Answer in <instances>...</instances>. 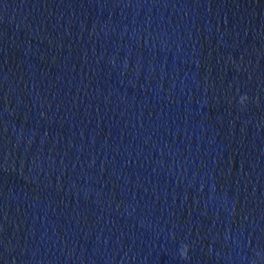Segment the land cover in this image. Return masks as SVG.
<instances>
[{
    "label": "clouds",
    "instance_id": "9594fccd",
    "mask_svg": "<svg viewBox=\"0 0 264 264\" xmlns=\"http://www.w3.org/2000/svg\"><path fill=\"white\" fill-rule=\"evenodd\" d=\"M248 99V97L245 95V96H242L240 98V103L241 104H244L245 101ZM180 256L182 259H188V246L187 245H183L180 249Z\"/></svg>",
    "mask_w": 264,
    "mask_h": 264
}]
</instances>
